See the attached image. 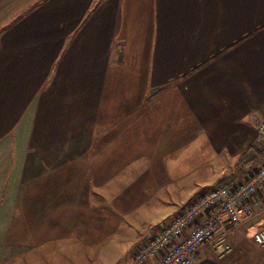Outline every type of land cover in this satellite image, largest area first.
<instances>
[{
    "label": "crops",
    "instance_id": "crops-1",
    "mask_svg": "<svg viewBox=\"0 0 264 264\" xmlns=\"http://www.w3.org/2000/svg\"><path fill=\"white\" fill-rule=\"evenodd\" d=\"M262 122L264 0H0V264H138ZM257 220L192 264H264Z\"/></svg>",
    "mask_w": 264,
    "mask_h": 264
},
{
    "label": "built area",
    "instance_id": "built-area-1",
    "mask_svg": "<svg viewBox=\"0 0 264 264\" xmlns=\"http://www.w3.org/2000/svg\"><path fill=\"white\" fill-rule=\"evenodd\" d=\"M257 131L258 140H264V122L257 125ZM263 184L264 157L262 163L234 187L223 183L202 186L191 206L142 236L133 247L132 258L138 264H192L199 248L208 242L215 255L223 258L233 249L228 235L255 217L258 220L250 239L254 246L264 250V198L258 201L254 197ZM204 212L209 214L199 221Z\"/></svg>",
    "mask_w": 264,
    "mask_h": 264
},
{
    "label": "trees",
    "instance_id": "trees-1",
    "mask_svg": "<svg viewBox=\"0 0 264 264\" xmlns=\"http://www.w3.org/2000/svg\"><path fill=\"white\" fill-rule=\"evenodd\" d=\"M264 157V140H259L253 144H250L235 160L232 167V176L237 180H242L246 175L248 170L262 163ZM229 182L223 180V184Z\"/></svg>",
    "mask_w": 264,
    "mask_h": 264
},
{
    "label": "rangeland",
    "instance_id": "rangeland-1",
    "mask_svg": "<svg viewBox=\"0 0 264 264\" xmlns=\"http://www.w3.org/2000/svg\"><path fill=\"white\" fill-rule=\"evenodd\" d=\"M202 166L200 167V171H199V173L197 172V174L196 175H206L208 172H209V170H211L212 169V167L211 166H209L208 164H204L205 162H204V160L202 161ZM186 165H187V163H186ZM211 173V172H210ZM221 182H223V181H217V182H213V184H218V183H221ZM233 248V247H232ZM252 248V247H251ZM252 250H253V252L255 253V256H257V261H263L264 262V251H260V250H258V249H256V248H252ZM232 251H233V249H232Z\"/></svg>",
    "mask_w": 264,
    "mask_h": 264
}]
</instances>
